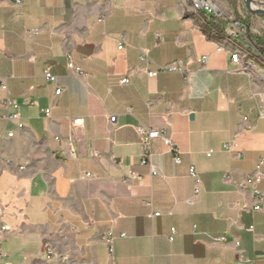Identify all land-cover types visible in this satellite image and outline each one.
Instances as JSON below:
<instances>
[{
  "label": "crops",
  "instance_id": "1",
  "mask_svg": "<svg viewBox=\"0 0 264 264\" xmlns=\"http://www.w3.org/2000/svg\"><path fill=\"white\" fill-rule=\"evenodd\" d=\"M13 2L0 0L5 261L52 264L49 246L68 264H264V179L260 196L239 188L264 161V64L246 40L213 32L193 0ZM139 126L171 142H150L155 176Z\"/></svg>",
  "mask_w": 264,
  "mask_h": 264
},
{
  "label": "built area",
  "instance_id": "2",
  "mask_svg": "<svg viewBox=\"0 0 264 264\" xmlns=\"http://www.w3.org/2000/svg\"><path fill=\"white\" fill-rule=\"evenodd\" d=\"M258 1L260 3H258V4L256 3L255 8H263L264 9V5L262 7H259L260 6L259 4H264L263 0H258ZM13 3L15 5H21L23 3V0H14ZM193 3H194V6H196V11H203L207 16L210 14H214L216 17L218 16L216 6L213 5L210 2V0H193ZM224 33L226 34V36H232L234 41L239 40V39H244L245 33H246V27L243 24H241L239 21H236V20L229 21L228 24L226 25L225 29H224ZM122 48H123L122 45L118 46L119 51L122 50ZM259 59H261V58L259 57ZM141 60L145 61V59H143V58H141ZM231 61H232V59H231ZM200 63L202 65H204L205 64L204 59H202L200 61ZM249 66H250V63H249ZM67 69L69 71H72L74 74L79 75L82 78L84 77V75L81 73V71L73 65V63L70 61V59L68 60V63H67ZM165 71L181 72V69H179L176 64L168 65L166 67H159L157 69V71H155V72H148L147 77L148 78H154V77H156V75L158 73L165 72ZM242 71H245V70H242ZM44 77H45V79H47L50 82L55 81V78L52 77L48 71H45ZM119 83L121 85H126V84H128V80L127 79H121L119 81ZM1 88L3 90H5V85L1 86ZM61 93H62V89H60L58 87L55 88V92H54L55 97H59L61 95ZM7 105L15 106V103L7 101ZM45 114L48 117L49 116V110L46 111ZM9 118L14 119V118H16V116H12ZM258 118L260 120H264V109L259 111ZM109 121H110V123H114L115 117H111ZM18 129H21V126H18ZM136 131H137L138 138H139V146L141 148V164L142 165H148L150 168V171H151V175L155 176L156 172H155L153 166L151 165L150 142L153 139L159 138L172 151L171 142L165 134H163L159 131H156V130L148 129V128L143 127V126H139L136 129ZM11 136H12V134L10 133L9 137H11ZM174 161L176 164L179 163L178 158H175ZM262 164H264V161L262 163H260L255 168V170L240 183L239 188L242 189L244 187H247L255 195L260 196L261 192L258 190L257 187H258L259 183L261 182V180L264 179V174L262 172H260V170H259L260 166ZM189 175L194 179L195 191H197L199 181H198V177H197V172H196L194 167L189 168ZM260 201H261V198L259 199V202ZM253 210L254 211H260V207L256 206L253 208ZM155 216H158V213H156ZM6 232H7V229L5 227L1 226L0 227V244L2 241V235ZM173 236H174V230L171 231V234L168 238L169 242L173 241ZM106 243H107L109 252L112 253V251H113L112 239L111 238L107 239ZM44 250H45L44 252H45V255L47 256V258L52 260V264H68L67 259L57 255L49 246H45ZM0 264H9L5 261L4 256H3L1 251H0Z\"/></svg>",
  "mask_w": 264,
  "mask_h": 264
},
{
  "label": "trees",
  "instance_id": "3",
  "mask_svg": "<svg viewBox=\"0 0 264 264\" xmlns=\"http://www.w3.org/2000/svg\"><path fill=\"white\" fill-rule=\"evenodd\" d=\"M228 1H230L229 3L233 10L234 16H236L239 22L246 27V33L243 40H246V42L255 50L258 58L260 57V61L264 64V36H256L248 31L249 23L253 16L249 14L245 9H242V12L244 14V19L242 20L238 16V13L236 11V0ZM206 21L208 22V25L213 32L217 33L218 35H224V28L226 26V23L222 21L221 18H217L214 14H210L206 17Z\"/></svg>",
  "mask_w": 264,
  "mask_h": 264
},
{
  "label": "rangeland",
  "instance_id": "4",
  "mask_svg": "<svg viewBox=\"0 0 264 264\" xmlns=\"http://www.w3.org/2000/svg\"><path fill=\"white\" fill-rule=\"evenodd\" d=\"M210 2L216 6L217 9V18H221L222 21L228 24L229 21H239L236 16L233 14V10L230 6V1L228 0H210ZM253 2L256 4L260 3L258 0H253ZM264 2V0H263ZM236 11L238 13V16L243 20L244 14L242 12V9H245L244 7V0H236ZM253 16V15H252ZM226 27V26H225ZM225 29V28H224ZM248 31L256 36H264V17L261 16H253L249 23Z\"/></svg>",
  "mask_w": 264,
  "mask_h": 264
},
{
  "label": "water",
  "instance_id": "5",
  "mask_svg": "<svg viewBox=\"0 0 264 264\" xmlns=\"http://www.w3.org/2000/svg\"><path fill=\"white\" fill-rule=\"evenodd\" d=\"M259 7H262L264 4H259ZM245 10L253 15V16H261L264 17V9L263 8H255V3L253 0H244Z\"/></svg>",
  "mask_w": 264,
  "mask_h": 264
},
{
  "label": "bare ground",
  "instance_id": "6",
  "mask_svg": "<svg viewBox=\"0 0 264 264\" xmlns=\"http://www.w3.org/2000/svg\"><path fill=\"white\" fill-rule=\"evenodd\" d=\"M193 8L196 10V6H194V4H193ZM225 36H226V34H225ZM226 38H227L228 41H230V42L233 41L234 42L232 36H226ZM240 55H241V53H239V52H236L235 54L231 55V59H232L233 63H236V64L240 63V61H241ZM248 65H249V62H248ZM244 69H245V67H244Z\"/></svg>",
  "mask_w": 264,
  "mask_h": 264
}]
</instances>
